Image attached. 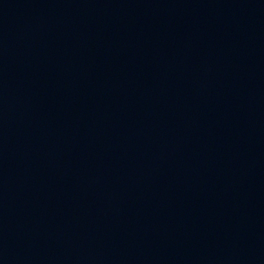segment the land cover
<instances>
[{"label": "water", "instance_id": "water-1", "mask_svg": "<svg viewBox=\"0 0 264 264\" xmlns=\"http://www.w3.org/2000/svg\"><path fill=\"white\" fill-rule=\"evenodd\" d=\"M0 264H264V0H0Z\"/></svg>", "mask_w": 264, "mask_h": 264}]
</instances>
